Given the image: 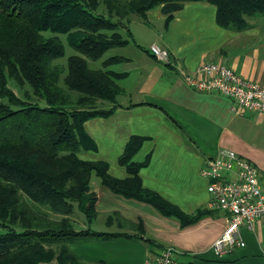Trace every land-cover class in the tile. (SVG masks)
<instances>
[{"label":"trees","instance_id":"1","mask_svg":"<svg viewBox=\"0 0 264 264\" xmlns=\"http://www.w3.org/2000/svg\"><path fill=\"white\" fill-rule=\"evenodd\" d=\"M185 1L212 4L215 22L234 30L264 15V0H0V264H86L70 244L114 235L90 226L97 214L92 173L112 192L183 225L202 216L143 186L138 171L149 157L131 161L145 140L140 136L130 137L118 157L124 178L109 174L104 160L78 156L95 148L83 122L109 115L113 108L102 103H114L120 92L123 73L108 67L126 58L105 57L101 68L88 60L128 42L132 15L145 18L160 6L167 22ZM61 35L75 51L65 65L56 62L65 54ZM75 208L87 224L80 229L70 218Z\"/></svg>","mask_w":264,"mask_h":264},{"label":"crops","instance_id":"2","mask_svg":"<svg viewBox=\"0 0 264 264\" xmlns=\"http://www.w3.org/2000/svg\"><path fill=\"white\" fill-rule=\"evenodd\" d=\"M248 22L241 30L223 28L215 22V7L206 1H185L166 22L159 6L128 23V42L109 49V56L126 58L108 67L123 73L120 92L114 103H104V109L113 108L109 115L83 122L95 148L81 150L78 156L104 160L109 174L124 178L128 174L118 157L130 137L140 136L145 140L131 161L149 157L138 171L143 186L186 214L202 211V216L183 225L150 203L114 193L100 183L92 222L104 213V232L114 235L103 243L70 244L80 258L144 264L157 249L171 246L176 264H264V217L250 228L241 227L245 246L223 256L213 252L211 246L222 234L225 219L214 208L208 181L200 174L208 159L230 149L258 168L264 187V112L237 114L226 96L195 89L178 73L179 68L191 71L204 62H219L247 80L263 82L264 19L261 24L255 18ZM143 30L151 32L148 42ZM151 44L166 48L171 61L156 60L149 52ZM89 249L100 254L92 255Z\"/></svg>","mask_w":264,"mask_h":264},{"label":"built area","instance_id":"3","mask_svg":"<svg viewBox=\"0 0 264 264\" xmlns=\"http://www.w3.org/2000/svg\"><path fill=\"white\" fill-rule=\"evenodd\" d=\"M149 52L160 62L171 61L169 51L162 46L151 44ZM178 73L195 89L226 96L231 102L230 109L237 114L264 112V81L247 80L219 62H204L191 71L179 68ZM200 174L208 181L206 189L214 208L224 213L225 228L211 246L217 256H223L245 246L242 226L250 228L253 221L264 217V187L259 182L258 168L230 149H222L208 159ZM174 252L171 246L161 247L148 255L144 264H176Z\"/></svg>","mask_w":264,"mask_h":264},{"label":"rangeland","instance_id":"4","mask_svg":"<svg viewBox=\"0 0 264 264\" xmlns=\"http://www.w3.org/2000/svg\"><path fill=\"white\" fill-rule=\"evenodd\" d=\"M154 9V8H153ZM140 18L138 15H132L130 17V20L127 22V24H131L133 22V19H138ZM264 19V15L260 14L258 16L255 17V23L259 22L260 20ZM260 24L263 23V22H259ZM126 24V26H127ZM128 24V25H129ZM122 27V25L120 26ZM124 28V27H122ZM120 28L119 30L122 31L123 29ZM152 37L151 35V32H149V30H146V32L143 30V40L144 41H149L150 38ZM61 39L63 40L64 44H65V54L63 57L59 58L56 60L57 63H61V64H66V58L67 56L71 55V54H74L75 51L73 50L72 47H70L66 40H65V37L61 35ZM112 54V50H108L106 51V53L98 60H88V64L91 68H101L102 67V63L101 61ZM14 91H16L15 93L17 95H19L20 97H25L24 94H23V89L21 88H13ZM26 89V88H24ZM104 103H110V102H103L102 103V107H104ZM90 186H91V190H93L94 192H96V190L100 187V181H99V178L94 174L92 173L91 175V180H90ZM52 217L54 218H59L60 215H56V214H52ZM70 218L72 220H74V226L75 228H83V226L85 227L87 224L85 223L84 221V218L82 216V214L77 210V208H75L74 212L72 213V215H70ZM83 221H82V220ZM82 221V222H81ZM92 229L93 230H96V231H104V213H99L98 217L92 222ZM99 241H102V243L104 242V238H93V239H90V240H87V241H83V242H77V244H82L84 245L83 243H92V242H99ZM74 245V244H73ZM72 246V245H71ZM72 248V247H71ZM73 250V249H72ZM76 252V251H75ZM88 253H91L92 255H95V254H100V250H94V249H89L87 250ZM77 253V252H76ZM100 257H104V256H100ZM82 259V258H81ZM83 261L86 262V264H97L98 262L96 261V259L93 258V260H84L82 259ZM55 263V262H53Z\"/></svg>","mask_w":264,"mask_h":264},{"label":"water","instance_id":"5","mask_svg":"<svg viewBox=\"0 0 264 264\" xmlns=\"http://www.w3.org/2000/svg\"><path fill=\"white\" fill-rule=\"evenodd\" d=\"M122 27L126 28V25H122Z\"/></svg>","mask_w":264,"mask_h":264}]
</instances>
